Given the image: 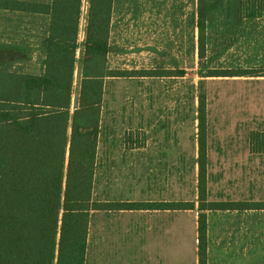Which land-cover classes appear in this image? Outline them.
Wrapping results in <instances>:
<instances>
[{
	"label": "rangeland",
	"instance_id": "rangeland-1",
	"mask_svg": "<svg viewBox=\"0 0 264 264\" xmlns=\"http://www.w3.org/2000/svg\"><path fill=\"white\" fill-rule=\"evenodd\" d=\"M245 1L204 0L202 58L197 0H119L113 20L112 4L109 51L93 67L110 73L103 81L95 193L158 209L92 214L86 264H198L200 95L207 117L206 204L264 205V0H248L262 12L256 18ZM88 4L82 0L80 44ZM30 19L0 10V71L40 73L41 64L30 58L36 52L28 43ZM79 47L70 115L81 80ZM188 203L193 210L161 209ZM222 213L206 212L210 253L220 247L218 256Z\"/></svg>",
	"mask_w": 264,
	"mask_h": 264
},
{
	"label": "trees",
	"instance_id": "trees-1",
	"mask_svg": "<svg viewBox=\"0 0 264 264\" xmlns=\"http://www.w3.org/2000/svg\"><path fill=\"white\" fill-rule=\"evenodd\" d=\"M112 1L89 0L77 107L70 115L82 0H52L48 6L0 0V10L49 17L43 74L0 71V264H86L92 214L158 209L101 200L95 193L103 81L110 73H94L93 67L109 51ZM244 8L251 18L262 14L248 0ZM205 16L204 0H198L200 58ZM206 122V100L200 95L198 264H207V211L264 210V205L206 204ZM161 207L193 210L194 204Z\"/></svg>",
	"mask_w": 264,
	"mask_h": 264
},
{
	"label": "crops",
	"instance_id": "crops-1",
	"mask_svg": "<svg viewBox=\"0 0 264 264\" xmlns=\"http://www.w3.org/2000/svg\"><path fill=\"white\" fill-rule=\"evenodd\" d=\"M18 2L25 6L36 5L45 6L51 5L52 0H11ZM89 1V0H88ZM119 0L113 1L112 20L115 15L114 5ZM4 11V10H1ZM8 11V10H5ZM11 12V11H10ZM20 15L26 14L31 17L29 30L30 38L28 43L35 47V53L31 59H35L41 64V71L39 74L23 73L33 76H40L43 74L45 60V41L47 38V27L49 17L36 12L28 11H13ZM198 12V0H197ZM198 14V13H197ZM198 18V17H197ZM39 22H42L39 23ZM197 27V25H196ZM34 28L38 31L35 32ZM198 37V30H197ZM80 34H78V45L80 46ZM85 39V38H84ZM23 49V48H22ZM80 50V47L77 51ZM76 51V52H77ZM76 56V55H75ZM38 57V58H37ZM223 227H222V246L224 244V251L220 256V252L212 255L210 253L209 243V229L210 218L207 222V264H264V210H224L222 211ZM207 216V215H206ZM221 242H218L220 245ZM218 256V257H217Z\"/></svg>",
	"mask_w": 264,
	"mask_h": 264
}]
</instances>
